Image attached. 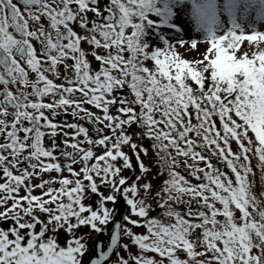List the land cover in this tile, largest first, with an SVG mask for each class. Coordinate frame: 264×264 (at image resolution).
Masks as SVG:
<instances>
[{
    "label": "snow or ice",
    "instance_id": "6c2138e0",
    "mask_svg": "<svg viewBox=\"0 0 264 264\" xmlns=\"http://www.w3.org/2000/svg\"><path fill=\"white\" fill-rule=\"evenodd\" d=\"M255 169L264 0H0V264H264Z\"/></svg>",
    "mask_w": 264,
    "mask_h": 264
},
{
    "label": "rangeland",
    "instance_id": "374dc122",
    "mask_svg": "<svg viewBox=\"0 0 264 264\" xmlns=\"http://www.w3.org/2000/svg\"><path fill=\"white\" fill-rule=\"evenodd\" d=\"M181 14H184L183 17H185V19L183 21L189 27L188 30L186 31L187 33L185 35V39H189V38L198 36V33L196 32L195 24L192 22L191 18L187 14H185V13H181ZM221 20L224 23V25L227 26V16L226 15L222 16L221 17ZM257 27H262V25L258 23L257 24ZM199 47H200V51H203L204 48H205V45L204 44H201ZM187 54L188 53H186L185 55L187 56ZM125 150H127V149H125ZM213 164L214 165L216 164V160L215 159H213ZM253 164H255V161H253ZM254 171H255V176L254 177L250 176V179H253L254 180V183H255V185L257 187H260V186H262V184H264V182H262L261 179H260V171H259V169H255ZM126 209H127V206H126ZM152 214L155 215L156 212L154 211ZM90 247H91V245H90Z\"/></svg>",
    "mask_w": 264,
    "mask_h": 264
},
{
    "label": "water",
    "instance_id": "95a60500",
    "mask_svg": "<svg viewBox=\"0 0 264 264\" xmlns=\"http://www.w3.org/2000/svg\"><path fill=\"white\" fill-rule=\"evenodd\" d=\"M124 211H125V204L122 201H120L118 203V217H122L124 215ZM110 230L111 229L109 228L108 233H107V235L105 237L104 236H100L99 239L96 240L95 242L99 243L101 245L107 244Z\"/></svg>",
    "mask_w": 264,
    "mask_h": 264
},
{
    "label": "bare ground",
    "instance_id": "6f19581e",
    "mask_svg": "<svg viewBox=\"0 0 264 264\" xmlns=\"http://www.w3.org/2000/svg\"><path fill=\"white\" fill-rule=\"evenodd\" d=\"M184 16V14H181V16H180V22L182 23V25L185 27V33H187L186 31L188 30V26H187V24L183 21L184 19H185V17H183ZM186 35V34H185ZM185 38V37H184ZM187 57L188 58H191L192 56L191 55H189V54H187Z\"/></svg>",
    "mask_w": 264,
    "mask_h": 264
},
{
    "label": "flooded vegetation",
    "instance_id": "af4514ba",
    "mask_svg": "<svg viewBox=\"0 0 264 264\" xmlns=\"http://www.w3.org/2000/svg\"><path fill=\"white\" fill-rule=\"evenodd\" d=\"M21 7H22V5H21Z\"/></svg>",
    "mask_w": 264,
    "mask_h": 264
}]
</instances>
